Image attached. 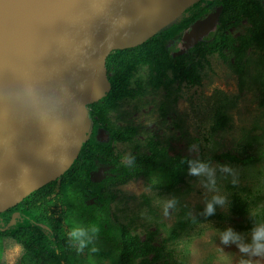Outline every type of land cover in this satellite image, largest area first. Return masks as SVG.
Here are the masks:
<instances>
[{
  "label": "rangeland",
  "instance_id": "obj_1",
  "mask_svg": "<svg viewBox=\"0 0 264 264\" xmlns=\"http://www.w3.org/2000/svg\"><path fill=\"white\" fill-rule=\"evenodd\" d=\"M178 24L171 25L158 35L170 30L174 32L173 27ZM251 27L249 19L245 18L238 25L230 27L229 33L234 38L250 36V31L253 30ZM235 44L238 45V42L234 43V47L238 48ZM159 46L164 52L168 51L162 45ZM177 49L172 48L167 53L177 56L180 53ZM247 50L251 63L248 74L244 76L236 71L240 63L236 60L239 51L225 50L226 58L221 56L223 53L220 51L206 55L205 58L197 56L195 63L198 64L201 60V85L188 87L186 83L179 85L175 82L177 91L170 98H166L164 88L154 91L144 85L143 94H127L117 98L118 108L105 114L108 124L129 125L138 130V136L132 142L114 140V155L121 163H129L133 157L151 155L146 145L151 137H156L163 144H169V157L188 155L191 159L206 163L213 173L211 176L206 173L190 174L186 183L173 193L153 188L146 177H140L125 185L111 184L109 192L113 201L108 204L104 217L124 231L122 238L125 242L143 244L152 234L153 245H163L179 219L195 217L201 208L213 202V197L219 196L224 198V202L216 204L217 210L228 217L224 221L213 220L200 224L190 236H182L175 243L167 242L168 250H175L174 260L183 261L185 264H225L223 257L226 256L230 264H240L242 260H250L252 264H264V256H253L240 251V243L251 242L252 233L238 228L240 224L248 226L246 220L249 216L235 219L230 214L229 207L232 196L238 193L252 202V213L264 210V79L256 65L263 53L255 49L254 45ZM158 54L162 61L163 54ZM172 74V71L168 72L169 76ZM149 75L150 70L147 67L140 69L136 72V78L131 80L130 88L139 80L148 84ZM105 105L106 103L100 102L88 108L96 120L101 118L99 113L105 109ZM221 107L229 117L230 126L218 135H213L211 128L215 125ZM249 134H252L250 137L257 136L259 139L247 137ZM243 148H246L245 153L242 152ZM229 153L246 154V157L254 156L256 159L247 164L218 158ZM224 168L228 171H224ZM95 186L96 190H101L100 185ZM65 194L67 197L70 195L68 199L71 200L72 210L67 218L70 229L82 227L86 230L79 219V206L84 199L82 192L74 193L71 189H66ZM68 199L66 198L67 202ZM147 200L149 204H146ZM170 201L173 203L168 207ZM95 202H98L97 198L89 200L90 204ZM228 229L239 234L240 240L223 243L222 236ZM86 239L92 244L100 242V238L95 239L88 231ZM102 241L107 247L108 239L102 238ZM13 244L19 243L10 237L3 240L0 264H5L4 252ZM90 246L95 249L93 245ZM109 248L113 249L112 243ZM26 253L23 246V253L16 264H22ZM153 256L149 255L150 258ZM142 259V256H131L130 263L127 264H140Z\"/></svg>",
  "mask_w": 264,
  "mask_h": 264
},
{
  "label": "water",
  "instance_id": "obj_2",
  "mask_svg": "<svg viewBox=\"0 0 264 264\" xmlns=\"http://www.w3.org/2000/svg\"><path fill=\"white\" fill-rule=\"evenodd\" d=\"M201 1L41 0L21 28L0 26V213L74 164L92 133L88 107L112 90L109 56L147 43ZM219 13L193 25L185 50L215 29ZM35 100L54 109L56 138L37 118Z\"/></svg>",
  "mask_w": 264,
  "mask_h": 264
},
{
  "label": "trees",
  "instance_id": "obj_3",
  "mask_svg": "<svg viewBox=\"0 0 264 264\" xmlns=\"http://www.w3.org/2000/svg\"><path fill=\"white\" fill-rule=\"evenodd\" d=\"M203 1L196 4L194 8L200 6ZM230 1L233 0H229L228 2ZM234 2V6L242 7V11H247V4L243 5L236 0L233 1V4ZM191 11H193L192 8L188 9L184 15L190 17L189 14H191ZM239 12L242 13L241 11ZM195 17H197V15ZM193 20L194 19L190 21L192 22ZM188 23L189 22L184 25H188ZM179 26L180 22L173 27L174 32L178 30ZM257 29L250 31V33H252L250 40L257 39L258 42H264V35L257 33ZM170 31L157 35L139 48L118 51L109 57L108 69L111 74L109 79L112 90L102 100L106 105L105 109L99 113L101 118H99V120H92V122L96 123L95 129L98 128L99 122L103 125L108 124V118L105 114L118 108L116 104L117 98H122L127 94L130 96L143 94L145 89L144 85L152 88L154 91L164 88V90H166V98H170L171 95L177 91L174 87L175 82H178L179 85L186 83L188 87L201 85L202 75L199 70L201 68V60L196 64L197 56H199V58H205L206 55L214 51L223 53L225 50V46H223L224 38L222 42V38L217 36L215 42L212 41L207 44L200 43L198 44L199 46L195 45L193 49L189 48L190 52H187V49L180 56H173L167 53L168 51L164 52L159 46L160 44L166 48L163 42L166 41V44H168L167 50L172 49L170 46L171 43L168 42H171L174 32ZM166 37H168L167 39L169 40H167ZM235 49L240 52L237 56L239 59L238 62L240 63H238L236 71L241 76H244L248 74L251 58L243 62V52L239 48ZM262 51L263 55L260 56L259 62L256 65L260 70L261 78L264 79V45ZM158 53H161V55L163 54L162 57L164 58H162V61ZM221 56L224 55L221 54ZM145 67H149L148 70H150L149 83L146 84L139 80L133 88H130L131 80L136 78V72ZM169 71L173 72L170 76L168 75ZM112 101L113 104H111ZM262 105L264 106V101ZM108 109L110 110L108 111ZM224 110L225 109L222 110L221 107L215 125L211 128V133L213 135H218V133L227 130L230 126L229 117ZM91 116L93 117L92 113ZM110 128L111 127H107L106 130ZM93 129L94 126L92 127V133ZM137 131V128L129 125L116 129L114 133L112 132L110 134L111 142L109 144L102 142L98 143L97 141H92L90 138L83 144L74 164L57 181L32 192L15 206L1 212L0 257L3 252L2 242L5 238L10 237L14 238L19 244L25 246L27 250L22 264H127L130 263L131 256H142L143 259L140 264H185L183 261L174 260L173 252H175V250H168L167 242L175 243L180 240L182 236H190L197 226L207 223L208 221H224L228 216L220 213L219 210H217L216 204H214V212L210 215L207 213V207H204L201 208L193 218H188L187 220L179 219L177 226L172 229L169 238L164 241L163 245L154 246L152 234L148 236L143 244L133 241L127 243L122 238L124 236V231H121V228H117L104 217V213H107L108 210V204L113 201V196L110 194L108 187H104L105 190L101 191L96 190L95 185H91V188L87 186L88 184L90 185L89 180H91V178L89 176L91 175V170L95 167L94 160L98 158L96 154L97 149L99 153H102L105 161H108L110 158V161L115 165L112 169V174L114 176L110 178V182L114 180V182L126 184L140 177H146L147 180L152 183L151 186L153 188L162 189L167 193L176 192L182 184L186 183V178L191 174L190 162L196 160L191 159L185 154L169 157V144H163L161 140H158L156 137H151L146 145L151 155H143L140 158L133 157L129 163H121L119 161V158L114 155V150L111 147L112 141L116 140L122 143L132 142L138 136ZM251 135L252 134H249L247 137ZM250 138L259 139L257 136ZM93 143L97 145L96 150L92 148ZM245 151L246 148H243L242 152L245 153ZM245 155L246 154L236 155L229 153L225 156H219L218 158H228L230 161H240L247 164L252 163L251 161L256 159L254 156L248 158ZM66 189H71L74 193L81 191L83 196L85 194L91 197H98L97 203L87 204V196H84L83 202L80 203L79 206L81 207L79 210L80 221H82L86 230L95 239L100 238V242H95V244L89 242L82 250L80 249L79 243L75 242L71 237V229L68 222L65 221V216L72 210L71 200L68 199L70 195L67 197L65 194ZM62 194L65 200L66 198L68 199V202L66 200L65 203L68 210H63L64 212L60 214L56 202L62 200L60 197ZM148 202L149 200H147L146 204ZM52 206H56V208L53 209ZM229 207L230 214L233 215L235 219L249 216L246 220L248 226H245V224H240L238 226L239 229H243L245 232L252 233L254 227L264 222V210L260 209L252 213V202L248 201L247 197L244 198L238 193L232 196ZM17 213L19 217L15 225L3 231V229L11 223L13 216ZM41 224L46 225L48 228L45 229L41 227ZM93 229H95L94 232L92 231ZM119 237H121V239H119ZM102 238L108 239L107 247L103 244ZM110 243L113 244V249L109 248ZM90 245H93L95 249L93 250ZM117 245L122 246L120 247ZM150 254L154 256L150 258Z\"/></svg>",
  "mask_w": 264,
  "mask_h": 264
},
{
  "label": "flooded vegetation",
  "instance_id": "obj_4",
  "mask_svg": "<svg viewBox=\"0 0 264 264\" xmlns=\"http://www.w3.org/2000/svg\"><path fill=\"white\" fill-rule=\"evenodd\" d=\"M229 0H205L202 2V4L200 6L197 7H192L193 11H191V14H189L190 17L188 16H183L182 20L180 21V26L178 28V30H176L175 33V37L172 36V40H171V47L172 48H178L177 51L179 50H185L184 45L187 43L186 41V35L190 34V32L192 31V27L193 25L199 21V20H203L205 19L208 15L210 14H216L217 10H220L219 13V20L215 23V29L211 30L207 35H205L203 37V39H201L198 44H207L209 42H212L216 40L217 36L222 38V42H223V38H224V42H223V46H225V50L227 49H232L233 51H236L235 47H234V43L238 42L237 47L243 52L244 56H243V62H245L247 59H249L250 57L247 55V52H249V50H247L251 45H254L255 49H258L260 52L263 50V43L264 42H258V40H253L250 36H246V37H240V38H234L232 36V33H229L230 27L236 26L238 25L241 21H243L245 18L249 19V22L252 24L251 29H253L252 31H254L255 29H257V33H261L262 35H264V0H236L241 2L243 5L247 4V11H242V7H236L235 2L233 4V1L228 2ZM240 3V4H241ZM233 5V6H232ZM209 7V8H208ZM239 11H241L242 13H240ZM197 15V17H195ZM194 19L192 22L190 20ZM253 20V21H252ZM255 20V22H254ZM182 22V23H181ZM187 22L188 25H184ZM257 26V28H256ZM173 35V34H172ZM227 39V40H226ZM169 40V39H167ZM166 48H168V44H166V41H163ZM193 41H191V46ZM253 43V44H252ZM196 45V46H197ZM262 45V46H260ZM195 46V45H194ZM194 46L191 48L193 49ZM199 46V45H198ZM225 50L223 51V55H225ZM169 51V50H168ZM187 52H190V50L188 49ZM216 52V51H214ZM213 52V53H214ZM240 53V52H239ZM246 53V54H245ZM263 53V51L261 52ZM212 54V53H210ZM208 54V55H210ZM238 56V55H237ZM224 58H226V56H223ZM235 57V56H234ZM236 60L238 61V57L236 58ZM96 120L95 117H92V120ZM116 124V123H115ZM106 124L103 125L102 123H98V128L95 129V125L96 123L93 122V133L91 135V140L92 141H97L98 143L102 142L105 144H109L111 142V137L110 134L117 129L126 127L127 125H118V124ZM107 127H111L110 129L106 130ZM113 129V130H112ZM110 131V132H109ZM113 142L111 144V147H113ZM92 148L93 150L97 148V145L95 143L92 144ZM114 149V148H112ZM95 153V152H94ZM96 154L98 156L97 159L94 160L95 163V167L93 170H91V175L89 176L91 178V180H89L90 185L88 184V188H91V185H100L101 186V191H104L105 188L108 187V189L112 188V186H118V185H125L123 183H117L114 182V180H112L110 182V178L113 177L114 175L112 174V169L115 167V165L113 164L112 161H110V158L108 161H105L104 157L102 156V153H99L98 149L96 151ZM88 176V175H87ZM112 184V186H111ZM105 187V188H104ZM87 196L88 199L90 201H92V199H96L98 200V197L94 196L91 197L90 195H85ZM61 197V201H54L57 203L58 207H59V211L60 214H62L65 210L67 211V206H66V200L64 195L62 194ZM89 200H86L87 204L89 203ZM97 203V202H95ZM94 204V203H93ZM52 208H56V206H52ZM69 216V212L67 214V216H65V221L67 222V218Z\"/></svg>",
  "mask_w": 264,
  "mask_h": 264
},
{
  "label": "clouds",
  "instance_id": "obj_5",
  "mask_svg": "<svg viewBox=\"0 0 264 264\" xmlns=\"http://www.w3.org/2000/svg\"><path fill=\"white\" fill-rule=\"evenodd\" d=\"M143 45H141V46H143ZM141 46H139V47H141ZM139 47H137V48H139ZM181 51L182 50H179V52H181ZM116 52H118V51H116ZM116 52H114V53H116ZM114 53H112V54H114ZM111 55L109 57H111ZM178 56H180V55H178ZM147 68L149 69V67H147ZM107 70L109 73L108 60H107ZM100 102H102V100ZM100 102H98V103H100ZM96 104H94V105H96ZM91 106H93V105H90L89 107H91ZM32 107H33L35 114H36L37 118L39 119L42 127L44 128V130L50 136H52L53 138H56L60 134L61 125H60V122H59V120L55 114L54 109L52 107H50L46 102L41 101V100L33 101ZM89 114H90V117L92 118L90 111H89ZM190 163H191L190 173L192 175H201V174L206 173V174L211 176L213 174L212 170H210L209 166L204 162L193 161ZM223 170L228 171L227 168H224ZM212 183L214 184L215 181L213 180ZM223 202H224L223 197H219V196L213 197V202H209L207 205V213L209 215L212 214L214 212V204H222ZM172 203L173 202H171V201L168 202L167 206L171 207ZM92 231L94 232L95 229H93ZM70 235L75 242L79 243L81 250L89 243V241L86 239L87 231L82 227L73 228L70 232ZM239 240H240L239 234L234 233L233 230H231V229H228L222 236L223 243H228L229 241L237 242ZM238 246L240 248V251L243 253H250L253 256H264V223L259 224L253 228L250 243H240ZM22 253H23V245L22 244H13L11 246V248L7 249L4 252L3 259L5 261V264H16V261L19 259V256ZM223 259L225 261V264H230V260L228 257L225 256V257H223ZM240 264H252V262L250 260H242L240 262Z\"/></svg>",
  "mask_w": 264,
  "mask_h": 264
},
{
  "label": "bare ground",
  "instance_id": "obj_6",
  "mask_svg": "<svg viewBox=\"0 0 264 264\" xmlns=\"http://www.w3.org/2000/svg\"><path fill=\"white\" fill-rule=\"evenodd\" d=\"M41 0H0V26L7 23L12 29L21 28L32 8Z\"/></svg>",
  "mask_w": 264,
  "mask_h": 264
}]
</instances>
